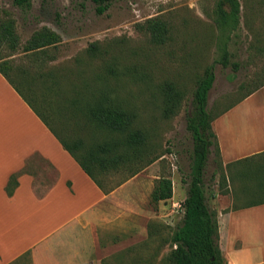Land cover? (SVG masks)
Wrapping results in <instances>:
<instances>
[{
	"label": "rangeland",
	"instance_id": "1",
	"mask_svg": "<svg viewBox=\"0 0 264 264\" xmlns=\"http://www.w3.org/2000/svg\"><path fill=\"white\" fill-rule=\"evenodd\" d=\"M220 1L113 0L111 8L98 16L95 5L83 0H33L28 13L13 6L12 0H0V21H16L21 47L42 27L62 37L49 51L51 64L25 54L21 47L15 52L6 44L0 47L16 70L32 75L56 72L60 84L54 88L55 95L47 93L46 98H38L27 84L10 76L57 134L81 137L88 146L103 138L84 117L75 116L70 103L73 92L86 90V85L87 92L110 91L136 114V126L148 137L147 160H153L126 181V171L106 174L103 182L107 189L126 188L121 197L111 198L95 210L91 223L75 225L69 247H55V253L36 252H43L39 256L31 251L17 264H168V240L184 215L182 204L189 187L193 139L187 130V115L199 79L214 64L216 81L209 94V111L216 104L242 100L264 81V0H239L240 25L225 32L216 23ZM155 18L169 27L165 45L155 44L141 28ZM224 41L231 61L240 64L238 72L218 63ZM93 43H99L104 51L96 58L88 51ZM166 83L178 85L185 94L180 111L170 118L163 112ZM34 88L43 95L39 82ZM220 163L213 152L205 173L211 209L216 194H224ZM49 175L43 168L39 180ZM163 177L173 182V198L153 205L152 193ZM247 200H264V194L254 193Z\"/></svg>",
	"mask_w": 264,
	"mask_h": 264
},
{
	"label": "trees",
	"instance_id": "2",
	"mask_svg": "<svg viewBox=\"0 0 264 264\" xmlns=\"http://www.w3.org/2000/svg\"><path fill=\"white\" fill-rule=\"evenodd\" d=\"M83 1L93 3L98 16L104 15L113 3V0ZM12 4L23 13H28L33 8V0H12ZM216 15V23L223 32L226 30L235 31L240 25L239 0H221ZM141 28L150 34L155 44L165 45L168 41L169 27L162 20L149 19ZM61 42L62 37L58 33L48 27H42L34 32L32 37L21 47L20 37L16 32V21L14 19L0 21V47L1 44H6L13 52L21 47L25 54H32L36 60L51 61L53 58L48 57L50 49L56 48ZM220 48L222 54L218 63L224 68L231 67L234 72H238L240 64L231 61L226 41ZM88 51L93 58L104 53L99 43H93ZM109 71L114 72L111 68ZM0 73L18 93L23 94L12 81L10 73L27 84L29 89L32 88L31 90H34V94L38 98H46V94H51L54 88L56 89V86L60 84L54 75L56 74L54 70L36 75L20 68L16 70L10 61L5 60L1 51ZM215 81L216 73L213 64L206 68L204 75L199 79L193 94L192 110L187 115V130L193 139L190 180L187 197L182 204L184 215L168 240L171 246V251L165 259L168 264H227L219 245L218 213L208 205L205 183L209 157L214 152L220 158L217 137L212 125L216 118V112L208 110L209 94ZM37 82L43 86V95H39L37 89L34 88ZM262 86H264V81L256 86L250 94ZM85 87L88 90V86ZM86 90L73 92L74 97L70 107H72L75 116L84 117L88 123L94 125L103 138L96 139V143L88 146L81 137H71L66 134L60 136L57 132L55 134L63 148L75 159L84 172L104 193L108 194L115 188L107 189L104 186L103 178L106 174L126 171L128 174L126 181L136 176L143 167L153 160H147L149 155L148 137L142 129L136 126V114L127 109L110 91L87 92ZM162 92L165 97L164 116L166 118L173 117L180 111L185 94L174 83H166ZM65 99L69 101L67 95ZM63 132L67 133L66 130ZM257 159L247 164L248 171L243 176L246 181L253 183L254 193L264 194V153ZM37 163L42 166H35ZM45 166L53 171V176H44L45 180H39ZM220 169L223 174L220 187L224 188L223 192L227 194L229 192L227 189L228 180L222 162ZM251 171L253 172L251 173ZM24 174L31 175L35 179V191L39 198L44 197L59 178L58 171L50 162L39 153H35L26 160L20 171L10 176L5 187L9 197L14 196L19 187V178ZM68 185L71 184L68 183ZM172 198L173 182L170 178L163 177L152 193V204L158 205L160 202H166Z\"/></svg>",
	"mask_w": 264,
	"mask_h": 264
},
{
	"label": "crops",
	"instance_id": "3",
	"mask_svg": "<svg viewBox=\"0 0 264 264\" xmlns=\"http://www.w3.org/2000/svg\"><path fill=\"white\" fill-rule=\"evenodd\" d=\"M212 110L229 190L216 194L212 203L218 213L220 248L227 264H264V201L248 202L254 186L243 176L247 164L264 153V86L242 100L216 104ZM55 133L44 114L0 73V264H17L31 251L55 253V247L68 246L75 225L91 223L95 210L121 197L126 188L104 193ZM35 153L58 171L57 182L39 198L35 179L24 174L9 197L5 187L10 176ZM44 170L50 173L47 177L53 176L46 166Z\"/></svg>",
	"mask_w": 264,
	"mask_h": 264
}]
</instances>
